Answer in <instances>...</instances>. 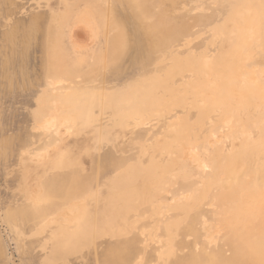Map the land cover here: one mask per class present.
Segmentation results:
<instances>
[{
	"label": "rangeland",
	"instance_id": "374dc122",
	"mask_svg": "<svg viewBox=\"0 0 264 264\" xmlns=\"http://www.w3.org/2000/svg\"><path fill=\"white\" fill-rule=\"evenodd\" d=\"M0 264H264V0H0Z\"/></svg>",
	"mask_w": 264,
	"mask_h": 264
}]
</instances>
